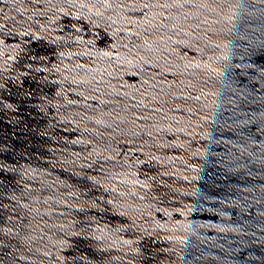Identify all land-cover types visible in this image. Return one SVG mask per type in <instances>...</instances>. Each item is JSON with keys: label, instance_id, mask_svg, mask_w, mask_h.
<instances>
[{"label": "water", "instance_id": "1", "mask_svg": "<svg viewBox=\"0 0 264 264\" xmlns=\"http://www.w3.org/2000/svg\"><path fill=\"white\" fill-rule=\"evenodd\" d=\"M0 264H264V0H0Z\"/></svg>", "mask_w": 264, "mask_h": 264}]
</instances>
